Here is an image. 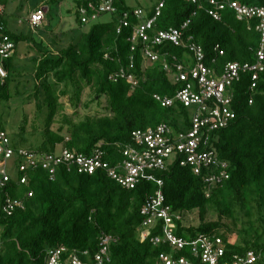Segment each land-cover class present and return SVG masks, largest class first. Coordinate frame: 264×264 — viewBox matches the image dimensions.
Masks as SVG:
<instances>
[{
    "label": "trees",
    "instance_id": "1",
    "mask_svg": "<svg viewBox=\"0 0 264 264\" xmlns=\"http://www.w3.org/2000/svg\"><path fill=\"white\" fill-rule=\"evenodd\" d=\"M103 1L74 0L79 28L85 26L81 10L86 9L91 17L92 8H100ZM113 1L116 12L111 14L112 20L107 23L97 20L88 33H82L68 48L54 53L43 43L36 44L39 53L32 60V81L38 116L34 120L33 135H38L39 139L32 143L26 138L27 118L18 134L7 131L8 124L0 118V132L6 134L7 147L15 152L9 164L12 180L0 192V233L4 244L0 264H45L47 252L59 248H66L70 253L89 251L94 256L103 235L115 240L110 246L111 264H156L164 253L188 256L187 252L173 250L170 246L154 247L141 239L144 222L141 210L150 198L156 197L159 188L155 183H141L137 189L127 190L104 171L80 174L76 166L71 170L59 167L54 179L50 171L42 167L29 168L26 173L16 171L28 159L21 151L56 155L61 146L85 157L103 151L104 160L115 166L124 159L122 151L132 145L136 132L156 131L166 126L167 137L173 145L179 143L182 134L191 132L193 110L178 101L171 107L163 106L155 96L176 97L185 85L176 80L175 63L191 68L194 66L192 54L185 47L165 42L151 45L159 60H147L143 42L134 44L135 50L131 42L140 24L134 16L136 10L125 0ZM209 1L198 0L194 4L188 0H166L162 15L149 35L181 29L190 22L184 39L188 42L191 38L203 48L209 68L220 73L229 63L255 65L261 43L255 23L238 22L230 11L223 12V21L217 22L208 13ZM234 1L249 7H264V0ZM8 2L0 0L4 8L0 24L5 29L4 34L15 44V53L5 62L8 77L0 83V104L23 95L18 85L22 71L15 63L18 47L21 43L35 41L29 34L9 29L5 8ZM159 2L146 9V20L156 16ZM126 13L130 14L128 28L121 27ZM217 46L225 52L224 56L215 52ZM167 64L170 70L165 69ZM122 71L124 77H121ZM130 76L138 83L137 87L128 81ZM26 83L29 85V81ZM231 89L234 98L230 110L235 119L225 129L206 133L207 145L201 147V152L213 153L215 160L228 166L230 179L211 186L206 183V176L220 174L221 168H203L197 176L191 167L184 168L178 163L165 172H156V176L164 183L162 192L167 207L185 217L198 212L199 226L177 224L180 237L221 238L227 250L226 259L255 252L260 257L258 264H264V73L257 82L253 81L252 74H242L241 81ZM88 91L95 96L93 102L101 105L100 100L106 99L107 114L76 122L77 110L84 105L83 98ZM63 98L76 110L71 116L64 113ZM90 105L85 104L86 108ZM37 122H41V130ZM56 124L58 130L53 129ZM25 175L27 184H21ZM7 197L23 202L24 207L16 208L12 216H8L4 213ZM212 215L216 220L207 219Z\"/></svg>",
    "mask_w": 264,
    "mask_h": 264
},
{
    "label": "built area",
    "instance_id": "2",
    "mask_svg": "<svg viewBox=\"0 0 264 264\" xmlns=\"http://www.w3.org/2000/svg\"><path fill=\"white\" fill-rule=\"evenodd\" d=\"M194 4L198 0H188ZM166 5V0H160L156 8V16L146 20L143 10H136L134 16L140 21L135 28L131 42L138 41L145 45L144 54L147 60L157 62L159 56L151 50V45L158 46L163 43H172L176 47H185L194 58V66L191 68L182 63H175L177 70V82L185 86L180 90L174 99L155 96L156 101L163 106L171 107L176 101L187 109L193 110V127L190 133L182 134L179 143L173 145L166 126H160L156 131L148 130L136 132L132 137V145H128L122 151L124 159L122 162L112 166L104 160L105 153L95 152L91 157L76 155L67 149H63L56 155H35L21 151V155L28 156L24 165L18 173H26L29 168L43 169L50 171L55 178L57 169L65 166L71 170L78 167L80 174L94 175L98 171H104L108 176L121 185L124 189L135 190L141 183H155L159 190L156 197L150 198L141 210L144 218L141 227L142 241H149L154 247L170 246L173 250L187 252L188 256L176 257L173 254H162L156 264H258L259 255L249 252L246 256H236L233 260L226 259L227 250L221 238L210 239L205 236L184 239L178 235V223L185 222L184 214L175 211L165 205V198L162 192L164 183L157 179L156 172H165L175 163L181 167H191L197 176H200L202 169L221 168L220 174H210L206 176V183L217 186L230 179L228 166L213 158L211 152H201V147L207 145L208 139H204L209 131H216L227 128L231 121L235 119V114L230 110L233 102L232 87L241 81L242 74H252L253 81H258L261 73H264V7H249L234 0L209 1V15L217 22L223 21V12L230 11L234 14L238 22L255 23L256 31L261 36L260 49L257 52V63L240 64L229 63L218 73L216 69H211L206 65V55L203 48L193 43L190 38L188 42L184 39V31L189 27L186 23L181 29H171L161 31L153 37L149 32L154 29L157 20L162 15V10ZM94 14L89 17L86 9L81 10L83 23L96 22L104 14L116 12L113 0H104L98 9L92 8ZM4 8L0 5V19L3 16ZM46 10L39 9L31 14L28 24L32 30L41 28L46 19ZM130 14L123 16L121 27L130 26ZM121 27L119 33L121 32ZM4 27L0 24V83L8 77L5 62L13 57L15 44L4 34ZM186 42V43H185ZM135 45L133 50H135ZM219 56L225 55L220 46L215 48ZM176 59V57H175ZM213 61V64H216ZM170 70V66H165ZM125 76L122 71L121 77ZM116 79V77H112ZM133 87H137L134 77L128 80ZM256 88V84L253 85ZM0 192L12 180L9 172V164L13 161L15 152L10 150L6 134L0 132ZM28 178L25 175L21 178V184H27ZM33 194L30 193L29 197ZM24 203L7 197L4 213L12 216L16 208H23ZM185 224V223H184ZM186 226V224H185ZM115 240L107 235H103L99 246V251L92 256L89 251L81 252L74 250L72 253L66 248L51 249L47 252L45 264H111L110 246ZM4 244L0 233V257L3 253Z\"/></svg>",
    "mask_w": 264,
    "mask_h": 264
},
{
    "label": "rangeland",
    "instance_id": "3",
    "mask_svg": "<svg viewBox=\"0 0 264 264\" xmlns=\"http://www.w3.org/2000/svg\"><path fill=\"white\" fill-rule=\"evenodd\" d=\"M126 3L135 10L152 8L157 5L158 0H125ZM43 7L48 9L46 14V21L44 26L32 31L28 25V20L36 8ZM6 20L9 29L15 33L29 34L33 36L35 41L30 43H21L18 47V56L15 61L16 65L22 71V77L19 80L22 89V96L12 100L7 104H0V118H4L7 131L10 133H20L25 124V119H28L26 130V138L31 142H36L39 137L33 135L34 120H37V99L35 97L36 90L34 89L32 60L39 53L36 50L37 43L43 45L54 53L68 48L72 43L76 42L82 33H88L94 22L85 24L84 28H79V21L77 16V7L74 0H64L63 2L53 0H9L5 6ZM146 14V13H145ZM112 20V15L107 14L99 18L97 22L107 23ZM29 81V85L26 83ZM17 86V83L15 84ZM95 96L88 91L84 98V105L80 107L78 116L75 121L79 122L87 117H94L96 115H106L105 107L107 105L106 99L100 100L101 105L96 101L93 102ZM65 104V114L72 115L76 110L69 105L68 99H61ZM91 103L90 107L86 108L85 104ZM41 122H37V126L41 130ZM58 130L59 126L56 124L53 127ZM62 147H58V151H62ZM210 221L216 220V216L207 218ZM188 227H197L200 224L198 212L189 214L185 220Z\"/></svg>",
    "mask_w": 264,
    "mask_h": 264
},
{
    "label": "crops",
    "instance_id": "4",
    "mask_svg": "<svg viewBox=\"0 0 264 264\" xmlns=\"http://www.w3.org/2000/svg\"><path fill=\"white\" fill-rule=\"evenodd\" d=\"M45 9V8H44ZM46 10V12H48V9H45ZM28 23V22H27ZM29 25V24H28ZM30 27V26H29Z\"/></svg>",
    "mask_w": 264,
    "mask_h": 264
}]
</instances>
